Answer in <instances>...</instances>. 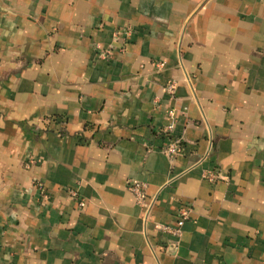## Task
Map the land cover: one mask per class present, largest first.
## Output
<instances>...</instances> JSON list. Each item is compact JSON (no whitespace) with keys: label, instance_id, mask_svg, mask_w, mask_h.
Instances as JSON below:
<instances>
[{"label":"crops","instance_id":"1","mask_svg":"<svg viewBox=\"0 0 264 264\" xmlns=\"http://www.w3.org/2000/svg\"><path fill=\"white\" fill-rule=\"evenodd\" d=\"M0 264H264V1L0 0Z\"/></svg>","mask_w":264,"mask_h":264},{"label":"built area","instance_id":"2","mask_svg":"<svg viewBox=\"0 0 264 264\" xmlns=\"http://www.w3.org/2000/svg\"><path fill=\"white\" fill-rule=\"evenodd\" d=\"M264 1V0H263ZM104 57H108L109 53H103ZM176 89V83L174 81L170 82L166 86V93L169 95H173L175 93ZM169 119L171 120V123L165 128V134L169 137L173 135V131L175 129V112L169 111L168 112ZM181 150V139H176L174 137L171 138L170 143L167 145L165 149V153L169 156H176ZM35 164V160L33 158H30L27 161L26 167L31 168ZM203 178L210 181V182H216L220 180V174L216 171H206L203 174ZM130 189L135 195V200L138 205H145L148 199L147 195V187L145 184L137 181V180H131L130 181ZM71 196L74 199L79 200V206L81 208H84L86 206V203L84 200L80 201L79 194L76 190L71 191ZM191 214L190 205H183L179 212H178V220L175 223V225H161L158 227V230L170 235L172 238L180 239L183 236L184 233V227L186 223L188 222Z\"/></svg>","mask_w":264,"mask_h":264}]
</instances>
